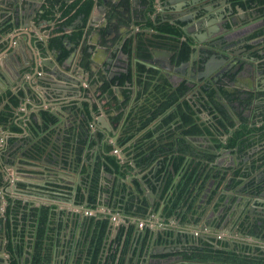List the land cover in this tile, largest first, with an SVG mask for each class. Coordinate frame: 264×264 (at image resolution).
Listing matches in <instances>:
<instances>
[{"label":"flooded vegetation","instance_id":"flooded-vegetation-1","mask_svg":"<svg viewBox=\"0 0 264 264\" xmlns=\"http://www.w3.org/2000/svg\"><path fill=\"white\" fill-rule=\"evenodd\" d=\"M8 1L11 32L19 0ZM23 4L40 32L26 28L24 58L0 76V111H12L0 121V264H31L29 232L16 233L34 207L49 206L55 221L60 201L106 217L73 244L51 238L50 264L264 256L242 252L264 250V0ZM77 215H65L73 229Z\"/></svg>","mask_w":264,"mask_h":264},{"label":"trees","instance_id":"trees-1","mask_svg":"<svg viewBox=\"0 0 264 264\" xmlns=\"http://www.w3.org/2000/svg\"><path fill=\"white\" fill-rule=\"evenodd\" d=\"M81 13L84 15V19L86 20L89 12L91 10V6L90 4L84 3L81 7ZM168 30L170 29L171 31L173 30V28L171 26L167 27ZM178 32V31H176ZM13 102L15 105H18L19 101L17 98H13ZM9 110V111H8ZM12 115V111L10 110V106L7 105L6 109L0 111V121H6L10 116ZM51 117V116H50ZM15 129H19L17 127H15ZM178 168V165L176 166ZM194 171H196V169H194ZM192 177V178H191ZM193 177L195 180V175H193V172L191 171V173L189 174L188 177L183 178V180L178 184V192H176L174 194V199L172 200V202H174L173 207H172V211L175 212L177 207H180L182 202H186V195H187V191H188V181L187 178H190L191 181H193ZM196 180H197V176H196ZM195 180V181H196ZM172 181L171 176L167 179L166 184H165V188H168V186L170 185V182ZM92 199L90 200L91 202H95L96 201V197L93 196L91 197ZM174 209V210H173ZM171 212V210H170ZM54 212L53 210L49 207V206H43L42 208H31L29 211V214L27 216V220H28V224L27 225H23L20 226L21 231L17 232L16 234H21L22 235V239L23 237H25V234L27 232H29V236H30V240L28 241V247L30 249H32V251H30V254H32V259L29 260L31 261V264H50V247L49 245L47 246V243L49 242V240H51L52 236V227L54 224ZM24 216V217H26ZM23 217V218H24ZM16 227H18L17 223L15 225ZM14 233V232H13ZM12 234V233H11ZM11 237V236H10ZM9 237V250H13L15 242L13 241V239H11ZM121 238V234L119 235L118 239ZM130 236L127 239V242L129 241ZM264 238V236H263ZM148 239V237L145 238V241ZM201 246H191L187 249L186 253L191 252V256L192 258H197L198 257V252L201 251ZM16 249V246H15ZM18 249V248H17ZM19 252L22 253L24 250V243H22V245H19ZM248 251V252H257V253H262L264 250H260L259 248H251V247H247L244 250H242V252L244 251ZM237 257V258H236ZM236 261L240 262H246L249 264H264V256L259 257V255L256 254H250V253H246L243 255H236ZM242 258V259H241ZM235 260V259H234ZM16 264V263H13Z\"/></svg>","mask_w":264,"mask_h":264},{"label":"crops","instance_id":"crops-1","mask_svg":"<svg viewBox=\"0 0 264 264\" xmlns=\"http://www.w3.org/2000/svg\"><path fill=\"white\" fill-rule=\"evenodd\" d=\"M9 1L8 0H0V57L3 58L4 55H6L7 50H9L10 46L13 44V39L15 37H17L19 34H21V32H23V30L27 31L26 29H16L15 31H11L10 33V25L8 26V23L6 21H8V16L11 13V8H9ZM12 29V28H11ZM32 30H35L36 28L31 27ZM88 29V27H86V30ZM38 32V31H37ZM23 36H18L16 38V41L14 42L15 44L18 43V38H20ZM25 41L27 40V37L25 36V38H23ZM10 42V44L8 43V47L4 50V48L7 45V42ZM92 41L90 40L88 42V40H85V46L87 47L89 44H91ZM90 46V45H89ZM7 57V55H6ZM64 82V81H63ZM0 85L3 86V83L0 82ZM25 105V104H24ZM30 110L29 113H31L33 111V106L31 104H29ZM60 203L59 205H57V209L60 213V215H62L63 218L59 217V213L57 215V219L55 218V222H54V226H53V232H52V242H54V244L58 241L59 246H62L64 239L66 238H70L72 239L73 237V225L71 226L68 221H66V217L65 215L68 214H72L74 215V213H79L81 211V216L84 217V219L82 218V223L80 225V229H78V233H81V235H85V233L88 231V227L90 225V227L92 228L94 224L97 223L96 220H98L100 217L105 218L101 213H99V217H93L92 219L85 216L84 214V210L81 209L78 206L72 205L70 203H66V202H58ZM80 208V210H79ZM136 228V225H133ZM90 228V229H91ZM133 235V234H132ZM131 235L129 244H133V240L134 237ZM114 237V233L111 235ZM162 248V247H160ZM135 250V249H134ZM138 250V248L136 249V251ZM136 251L134 252H129L130 254L128 255L129 259L134 258L136 255ZM164 251V250H163ZM59 252V257L61 258V253L63 252L62 249L58 250ZM136 258V257H135Z\"/></svg>","mask_w":264,"mask_h":264},{"label":"water","instance_id":"water-1","mask_svg":"<svg viewBox=\"0 0 264 264\" xmlns=\"http://www.w3.org/2000/svg\"><path fill=\"white\" fill-rule=\"evenodd\" d=\"M23 2H24V0H19V3H18L19 7H18V10H17V13H16V16H17L16 21L17 22L14 21V20L11 21V23H12L11 28L13 30H15V29L18 28V26L14 27V25H19V27L21 29H26V28L33 27V28H36V30L38 32H40V29L38 28V26H37V24L35 22H32V24L26 23L27 20H28L27 17L29 16L28 13L26 14V11H27L28 7H27V5L23 4ZM10 15H11V13H10ZM27 34L30 37H32L31 32H27V31H24V30L18 36H23V38H25V35H27ZM17 37H15L13 39V44L10 46L9 50H7V52H6L7 57H6V55H4L3 58L0 57V76H2L5 79L11 74V71L9 70V65L8 64L10 62H13V64L17 65L16 61H14L15 58L17 57V59L19 61L24 58V53L25 52H24V48H22L23 47L22 44H25V40L22 37L18 38L19 40H18L17 44H19V45H16V44H14V42L16 41ZM8 43L10 44V42L8 41L6 47L4 48V50L9 46ZM18 48L20 49L19 51H17ZM41 79H43V78H41ZM47 81H49V80H47ZM82 218L84 219V217L78 216V215L75 217V220H74L75 221V225H74V229H73V237H72V242H71L72 244H73V241H74L73 239H75V241H76V238L80 234V233H78L79 230L77 229V227L79 226V224H81Z\"/></svg>","mask_w":264,"mask_h":264},{"label":"built area","instance_id":"built-area-1","mask_svg":"<svg viewBox=\"0 0 264 264\" xmlns=\"http://www.w3.org/2000/svg\"><path fill=\"white\" fill-rule=\"evenodd\" d=\"M85 214H86V215H91V214H92V211H91V210H86V211H85Z\"/></svg>","mask_w":264,"mask_h":264}]
</instances>
